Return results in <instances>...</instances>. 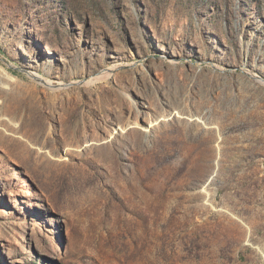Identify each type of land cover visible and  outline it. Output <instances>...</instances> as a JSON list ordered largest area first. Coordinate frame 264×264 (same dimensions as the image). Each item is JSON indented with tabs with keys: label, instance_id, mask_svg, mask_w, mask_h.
<instances>
[{
	"label": "rangeland",
	"instance_id": "rangeland-1",
	"mask_svg": "<svg viewBox=\"0 0 264 264\" xmlns=\"http://www.w3.org/2000/svg\"><path fill=\"white\" fill-rule=\"evenodd\" d=\"M0 264H264V0H0Z\"/></svg>",
	"mask_w": 264,
	"mask_h": 264
}]
</instances>
